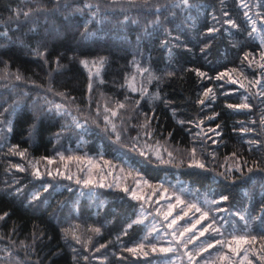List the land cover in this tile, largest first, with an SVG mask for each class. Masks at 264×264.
Listing matches in <instances>:
<instances>
[{
	"label": "trees",
	"instance_id": "trees-1",
	"mask_svg": "<svg viewBox=\"0 0 264 264\" xmlns=\"http://www.w3.org/2000/svg\"><path fill=\"white\" fill-rule=\"evenodd\" d=\"M254 1H256V4H264V0ZM22 2L23 0H0V18L7 19L9 14L7 6L9 3L15 7L18 3L22 4ZM195 2L197 6L189 16L182 14L180 11L176 12L173 18L175 22L166 25L167 27L177 25L178 17L180 24L184 22L187 27H190L189 37L186 34L180 35L182 36V42L187 44L191 51L184 47H172V51L169 53L166 47L160 45V41L166 38L161 30L152 31L149 35L138 29L136 34V29L131 26H125L126 28L115 26L113 29L111 24H105L102 32L106 35L103 38L101 33H93V35L98 36L93 37L92 35L88 39H83L81 33L84 31L83 26L85 24H87L89 32L92 33L95 30L93 25L95 22H91L90 17L68 12L49 18L47 27L55 33V35L52 34V38L48 42L49 47L54 54L64 53L61 61L64 67L53 74V85L56 91H67L77 98L76 103H81L87 93L89 75L87 68L79 61L87 59L91 66L93 60L104 57L105 62L103 67L100 68L99 78L95 79L96 83L93 86V107L87 110L91 112L92 117H95V102L97 100L103 105L105 99H123L125 89H121L119 85L124 82L125 74L133 71L130 64L133 56L141 61L143 66L151 68L156 74L164 71H175V76L166 78L159 86L161 95L168 103L165 104L162 101H156L154 104L144 103L141 105V111L150 113L151 109L155 107L159 117V128L174 129L176 134L183 132L185 138L191 144L194 131L188 130L194 127L196 119L205 118L207 120L208 116L217 112L220 115L215 119L214 124L208 123V125L210 127H214L216 123L222 125L223 140L227 147L221 144L216 149H210V146H208L209 151L216 152V159L213 161L206 156L207 168L182 166L177 171V176L168 169L161 167H143L134 164L132 168L152 184H157L169 176L213 198L218 199L220 194L228 195L230 201L224 204L223 207H231V213L227 212L224 218L236 224L238 230H243L245 222L235 215L237 211L246 212L250 217L264 215L261 212V205L264 204V172L254 170L252 173H248L245 169L243 175L235 173L228 179L217 175V173L224 171L221 165L225 164L224 157L232 150L233 146L239 147L244 157L249 160L250 165L253 159H258L261 155H264V153L256 150L254 146H250L247 143L248 139L242 133L233 132L232 130L234 127H240L241 122L245 124L250 120L259 121L257 118L260 117V102L258 99H253L255 107L250 115L228 109L226 104L239 103L240 96L235 94L223 95L221 91L215 88V80H199L194 73L185 72L184 69L200 67L203 71L208 72L210 76H215L217 71H223L225 68L238 65L243 51L256 50L258 43L249 41L243 31L246 26L242 24L243 16L238 8L237 0H195ZM221 8L232 14V18L240 23L241 30L229 29L228 26H224L221 32L216 34L211 46L202 53L200 51L202 37H199V34L204 31L206 26L214 23L211 19L213 12L218 17L221 15ZM257 10L264 11V9ZM66 16L67 19H65ZM41 24L44 25L43 19H41ZM216 26L220 27V25ZM7 27L9 36L13 40L23 39L26 44L30 42L33 46L37 43L38 36L44 33V27L40 29L38 34L28 32L23 20L19 24L11 22ZM4 28L5 25H0V32ZM98 28L97 26V31ZM114 30L119 31L114 33ZM119 32H122L120 33L121 37H124L126 43L120 39ZM178 33L179 30L176 34ZM138 37H140L139 40ZM236 41L246 45V48L233 47V43ZM129 44L134 46L133 50L128 46ZM0 45H3L0 46V60H8L13 71L19 68L26 77H31L37 83L47 84V72L50 68H55L54 64L45 65L44 61L32 55L26 46L20 44L9 45L2 36H0ZM51 59L50 56L49 60ZM248 73L251 74L250 69H246V74L248 75ZM101 80L103 83H101ZM0 83L4 82L0 81ZM207 86L214 87L218 102H214L215 104L208 103L204 110L195 101L202 94L203 88ZM22 87L32 95L37 92L41 95L45 94L43 89L35 88L32 85H22ZM149 88L150 91H156L155 83L151 84ZM2 91L3 89H0V92ZM48 98L59 103H66V101L61 100V97L54 96L52 93H48ZM72 111L82 123L84 120L82 113L85 110H82L81 113H77L75 109H72ZM30 117L31 111L28 107L24 106L17 110L12 118L14 132L9 135L10 142L20 143L21 148H27L28 158L33 161L38 160L41 156H53L54 163L48 165L46 161H40L37 167L41 171V176L37 177L32 174L33 169L28 166L27 160L18 156L6 158L3 156V152L7 149L0 151V214L4 211L10 213V217L6 218V221H0V236L4 237V239H0V249L8 245L9 248L17 251V248L21 247L20 241L30 244L34 231L37 235L43 232V239L38 240L36 244L41 264H74V253L72 247H69L71 242L66 243L62 239L60 229L67 226V221H79L80 223L95 224L101 227L102 234L94 237V243H105L107 241H112V243L109 244L107 250L102 249L100 253H95V255L99 257L106 254L109 257L107 264H119L116 257L112 255V252H119L120 250L116 237L124 231L127 223L136 218V203L126 198L122 192L114 190V192L110 190L103 191L98 197V201L96 197L95 200L79 197L81 199L79 200L78 194L65 188L68 184L65 185L63 182L67 179L55 174L56 168L64 172L66 171L64 169L65 164L68 167L73 164L71 162L73 160L61 161L56 153L62 152L67 157L74 156V153L77 152V149L74 148L75 139L72 137L76 134L72 133V128H70V135H68L69 130H67L62 132L59 138L56 137V133L61 131V126L64 123L71 124V117L45 118L40 126L39 135L31 141L28 139L26 132ZM89 121L91 122V119ZM177 121H184V123L179 124ZM189 121H192V123H189ZM90 124L92 126L91 130L96 131L95 124L92 122ZM255 128L257 131L260 130L259 123L255 125ZM252 137L250 138L252 139ZM81 138L89 143L87 145L85 143L83 150L80 151V153L84 152L86 155H97L106 146L101 145L103 137L95 132H87ZM256 138L258 137L256 136ZM249 147H253L251 153L247 151ZM8 159L12 163L24 164L27 171L17 172L13 169L12 173L6 174L7 163L5 161ZM47 169L53 170L52 177L46 174ZM13 174L14 178L19 181L16 187L22 189L20 195H17L5 184V181L11 184ZM46 184H51L52 187L47 192H43L42 186ZM36 191L41 192V200L33 202L30 206L28 198ZM96 201L98 203L95 204ZM74 203H79L80 209L78 212L80 214H76L77 208L74 207ZM94 205L98 207L95 208ZM81 220L83 221L81 222ZM248 227L252 234H258L261 222L258 219H251ZM13 228L16 229L15 234L12 233ZM147 230L144 225H134L132 229H128V235L122 236L121 239L125 244L131 246L142 239ZM9 237L16 243L11 244ZM73 246L78 250L80 249L79 245ZM24 251L30 256V261L35 264L38 259L37 255L31 254L30 248L24 249ZM1 253L2 251H0ZM18 255L22 257L21 250L18 251ZM146 259L144 257L136 259L135 264H146L149 260ZM79 264H85V262L80 260ZM91 264H100V260H93Z\"/></svg>",
	"mask_w": 264,
	"mask_h": 264
},
{
	"label": "snow or ice",
	"instance_id": "snow-or-ice-1",
	"mask_svg": "<svg viewBox=\"0 0 264 264\" xmlns=\"http://www.w3.org/2000/svg\"><path fill=\"white\" fill-rule=\"evenodd\" d=\"M197 5L190 2V0H96V3L82 2L77 3L73 0V3H67V0H23L22 4L18 3L15 7L11 3L8 4V16L7 19L0 18V25H5V28L0 32V36L9 45L20 44L26 46L30 53L40 59H42L45 65L54 64L55 68H50L47 72V84H40L33 80L31 77H26L19 68L15 71L12 70L11 64L8 60H0V151L7 149L3 152V156L6 158L18 156L21 159L27 160L28 166L33 169L32 174L34 176H41L39 170L40 161H46L48 165L54 163L53 156H41L38 160L33 161L29 159V153L27 148H21L20 143H11L9 135L14 132L13 117L17 113L18 109L26 106L31 111L30 122L27 124V137L34 140L39 135L40 126L45 118L54 117H71V124L64 123L61 126V131L56 133V137L59 138L61 133L69 130L70 128L82 129L88 123L89 119L96 125L101 127L99 118L102 115L101 107L103 109V131L110 136H114L115 140L122 144V146L129 148L131 151L138 152L141 157L151 160L154 156L155 160L162 165H173L196 167L200 169L207 168V162L205 157H210L213 161L216 159V152L209 151L207 142L212 141L213 144L220 146L223 144L227 147V144L223 140L222 125L216 123L214 127H209L207 131H204L203 125L204 119H198L195 123V127L199 129L195 134V138L191 147L173 148L169 145V141L172 140L175 130L168 131L165 136L164 132L159 129V117L157 116L156 109L153 107L151 112L141 111V102L147 101L154 104L156 101H162L167 104L168 101L161 95L160 84L164 82L166 78L175 76V71H164L160 74L154 73L151 68L142 65L141 61L137 60L135 56L130 61L133 68L131 73H126L124 76V82L119 85L121 89H126L123 99L109 98L105 99L101 106L100 101L95 102V117H92L91 112L87 111L93 107V73L91 69L89 71V78L87 83V93L85 99L81 103H76V97L71 95L67 91H56L53 85V74L58 72L64 67L62 64L63 52L53 53L49 47V40L52 38V31L47 27V21L49 18L56 16L59 13H68L71 10L72 13L84 12L88 10V15L97 23L103 24L105 21L114 22L116 26L122 27L129 22L132 24H142L144 33L151 34L152 31L162 30L165 35V39L160 41V45L168 47L169 53L172 51V47H184L188 51V45L182 42V36L180 34H173V31L166 25L169 22V16H175L174 9L188 10ZM257 9H264V4L255 5ZM238 8L242 10V16L246 27L243 31L249 41L259 40V45L256 46V50H244L242 56L239 58V64L225 68L223 71H217L215 76H210L208 72L203 71L200 67H192L184 69L185 72H192L199 80H215L223 81L225 83L239 84L240 88H243L247 95L243 97V102L237 104H226V108L232 110H249L254 109V105L249 102L252 99H258L260 102V118L259 121H250L252 125L259 123L260 130L257 131L255 127H249L241 122V126L234 127L233 132H239L242 134L255 133L258 137L256 139H249L247 143L250 146H254L256 150L264 153V11L257 10L254 15L252 12L253 5H250L247 0H239ZM135 11L136 15H129L130 12ZM122 17V18H121ZM68 17L66 16L65 19ZM41 19L44 20V25L41 24ZM211 19L214 22L210 26H206L204 31L199 34L201 39L200 51L203 53L208 49L215 39L216 34L221 32L224 26H228L229 29L241 30L240 23L232 18V14L221 8V15L218 17L213 12ZM23 20L24 25L27 27L30 33H40V29L44 27L43 35H39L37 43L33 46L30 42L25 43L23 39L13 40L9 36V29L7 25L11 22L20 23ZM216 25H220L217 27ZM84 31L81 33L83 39H88L93 33L88 31L87 24L84 26ZM183 26L181 25V28ZM138 40L140 37L137 38ZM3 46V45H0ZM233 47L246 48V45L241 44L239 41L233 43ZM52 57L49 60V57ZM84 67L90 68L89 61L87 59H81L79 61ZM105 62L104 57H100L97 60L91 62V68H96L95 75L99 77V69L103 67ZM246 69L253 70L252 78L246 74ZM101 83L103 81L101 80ZM155 83L156 91H150L149 85ZM22 85H32L35 88L43 89L44 95L37 92L32 95ZM223 87V84H221ZM48 93H52L54 96L61 97L62 101L66 103L56 102L54 99L48 98ZM136 94L135 96L132 94ZM6 97V98H5ZM216 91L214 87L207 86L203 88L202 94H200L195 101L198 105L204 106L206 101H215ZM72 109H75L77 113L83 111L84 123H81L77 115L73 114ZM174 115V111H173ZM220 114L217 112L208 116V120H215ZM120 121V125L116 121ZM179 124H183L184 121H177ZM192 123V121H189ZM129 129L137 130L135 136H128V142L125 144L124 140L129 132ZM141 133L154 141L153 144L145 142L143 146L139 144V138ZM209 133L213 135L210 136ZM159 135L163 139H156ZM213 137L219 138L214 139ZM196 138L199 140V148L196 144ZM249 153L253 151V147L247 149ZM56 156L61 161L65 160H77L80 157L67 156L62 152H57ZM225 164L221 165L224 171L218 172L217 175L223 176L225 179L230 178L235 173L244 174L245 169L248 173H252L254 170L264 172V155H261L258 159H253L251 165L249 160L244 157L239 147L233 146L232 150L224 157ZM231 163H228V162ZM7 167L5 173L10 174L15 169L17 172H25L27 168L21 163H12L10 159L5 161ZM91 163V162H89ZM109 163V162H106ZM66 171L61 172L59 168L55 169L56 176H62L64 179L73 180L74 175L67 170V164L64 165ZM121 171H124L121 169ZM91 168L89 169V175L84 178L75 176L76 184H83L85 187L90 185H98L104 187L103 179L94 181L91 176ZM46 174L50 177L53 176V170L47 169ZM128 175H132L131 172ZM144 185H148V181H142ZM7 187L11 188L17 194L22 189L16 187L19 181L14 178L11 184L5 181ZM135 184L139 186L141 180H136ZM111 186V185H109ZM117 187L120 185L117 184ZM43 192H47L51 184L43 185ZM163 193H167V189L160 186ZM160 189L152 188L151 196L138 193L136 188H129L125 186L123 191L130 193L133 199L142 200L144 203H149L151 197L158 194ZM183 194V190H181ZM177 195L175 193L172 196L161 195L162 199H167V210L161 213L157 208L155 211L157 214H162L165 221H169L167 227L172 229L170 235L172 239L169 241L168 246H160L157 243L152 242V233L158 232L155 224H152L148 228L145 235L138 242L133 243L131 246L125 244L121 237L128 235V229H132L134 225L144 224L147 219V215L144 212L143 205H141V211L137 215L136 219L127 223L124 231L116 237V241L119 242V252H112V255L116 257L119 264H135V260L141 257L148 258L152 254H164V258L157 261V264H175V260L172 259L169 254L176 256V259L183 260L186 257L187 264H264V215L257 217H250L246 212L237 211L236 216L240 220L244 221L243 230L238 231L236 225L227 221L223 216L220 217L218 222L216 213H231V207H223L224 204L229 203L230 197L228 195L220 194L218 199L205 195L202 200H188L183 199V195ZM174 197V203L172 199ZM29 199V205L33 202H39L41 200V192H33ZM158 203V201H157ZM183 206V207H179ZM179 207V211L173 215L174 209ZM78 212L79 209L77 208ZM189 212L198 213V216L189 217ZM261 212L264 213V204L261 205ZM10 217L8 211H4L0 214V221H6V218ZM171 217V219H169ZM185 217H188L185 220ZM251 219H258L261 222V228L258 234H252L249 231V221ZM178 221H184L182 225L177 226ZM67 226L60 229L62 233V239L69 243V247H72L73 262L79 264L80 260H83L85 264H91L92 260H100V264H107L108 255L102 254L97 257L95 253H100L101 250H107L112 241L105 243H94V237L102 234V229L95 224L80 223L79 221H67ZM199 226V227H197ZM16 229H12V233L15 234ZM208 234V235H206ZM168 235V233H165ZM44 233L40 232L39 235L34 231L32 234V241L30 244H25L24 241H20V246L31 249V254L37 255L38 259L35 264H41L39 260V253L36 248L38 240H42ZM204 237V239H200ZM158 238V237H157ZM0 239H4L0 236ZM11 244H15L9 237ZM193 245L189 249V245ZM73 245H79L78 250ZM184 251L181 253L180 250ZM209 250H213L210 252ZM4 252V257H0V264H28V253H25L26 258H20L18 251H14L5 245L4 249H0ZM87 253V254H84ZM127 255H124V254ZM179 253V255H177ZM204 253H208L205 256ZM7 257V259H5Z\"/></svg>",
	"mask_w": 264,
	"mask_h": 264
},
{
	"label": "rangeland",
	"instance_id": "rangeland-1",
	"mask_svg": "<svg viewBox=\"0 0 264 264\" xmlns=\"http://www.w3.org/2000/svg\"><path fill=\"white\" fill-rule=\"evenodd\" d=\"M68 1H70L69 4L73 3V0H67V3H68ZM86 1L87 2H91V3H96V0H76L77 3H82V2H86ZM237 1L239 2V0H237ZM62 2H63V0H62ZM104 2H106V0H104ZM161 2H163V0H161ZM190 2H192L193 4L196 5L195 0H190ZM247 2L250 5H253L252 12L250 14L254 15V13L257 11V8L255 7V5H257L256 1L247 0ZM194 8L195 7H192L191 9H188V10L174 9V11L175 12H179L180 11L182 14H185V15L189 16V14H191L192 11L195 10ZM69 12H71V10H69ZM61 14H64V13H59L57 15H61ZM74 14H77V15L81 14V15H85V16L90 17L88 15V10L87 9L84 12H82V13L81 12H76ZM241 14H242V10H241ZM129 15L135 16L136 13H135V11H132V12L129 13ZM173 18H174V16H169V22L167 24L175 22L174 21L175 19H173ZM89 19L92 20L91 17ZM90 20H88V22H90ZM178 21H180V20H178V17H177V25H170V26H168V28L173 31L174 35H176V32L179 30L178 34H186L189 37L188 32L190 33V31H189L190 27H187L186 24H184V22H182V24H180ZM242 21H243L242 24L245 25L244 18L242 19ZM91 22H95V21L92 20ZM91 22H90V24H91ZM105 24H107V25L111 24V27L113 29L116 26L114 22L110 23L109 21H105L103 24L95 22L93 24L95 26V30H93L92 33H97V34L101 33V37L103 38L104 35H106L104 32H102L103 31V27H104ZM181 25L183 26L182 28H181ZM97 26L99 27L98 31H97ZM125 26H131V27L135 28L136 29V34L138 33V31H137L138 29H141V31H143L142 24H132V23L129 22L127 25L122 26V28H126ZM117 28H119V27L117 26ZM117 31H119V30H114L113 32L115 33ZM120 33H122V32H119L120 39H122V41H124V43H126L125 42L126 40L124 39V37H121ZM52 34L55 35L53 30H52ZM94 36H98V35L94 34L93 37ZM254 41L257 42L258 45H259L260 41L258 39L254 40ZM128 46L131 47V50L134 49L133 45L129 44ZM166 49H168V47H166ZM90 69H91V72L93 73L92 81H93V86H94V84L96 83L95 79H97V76L95 75L97 69L96 68H91V66H90V68H87L88 75H89ZM99 71H100V69H99ZM250 71H251V74L248 73V76H249V78H252L253 70L250 69ZM221 84H223V87H221ZM148 87H151V85H149ZM215 88H217L219 91H221L223 95H225V94L226 95L235 94V95L240 96L239 103L243 102V97L245 95H247L245 90L243 88H240L239 84H231V83H225L223 81H216L215 82ZM125 91H126V89H125ZM132 95L135 96L136 94L133 93ZM214 102L215 103L218 102L217 99H215V101H206V104L204 106H202V107L205 110L208 103L213 104ZM249 102H251L252 104L254 103L253 99L250 100ZM144 103H148V102L147 101H142L141 105H143ZM101 110H102V115H103L102 107H101ZM235 111L243 112V113H246L247 115H250V113H251V111H249V110H235ZM102 115L99 118V122H100L101 127L98 128L95 125L94 128H95L96 131H92L91 130L92 126L90 124L91 123L90 121H89L90 123L88 122L85 125V127L82 128V129H74V128H72L73 129L72 133L76 134L75 136H72L73 139H75V147L74 148L77 149V152L74 153V157H80L81 159L79 161H77V160L71 161V162H73V164H71L68 167L67 170H69L74 175V179L73 180H65L63 183L65 185L68 184L67 186H65V188H67L69 191H72V192H75L76 194H78L77 197H78L79 200H81L80 198H82V197H86V198L95 200V197H96L97 201H98V197H100V194L103 191H105V190H110V191L114 190V191L122 192L126 196V198H129L131 201L136 203V207H137V209H136V217L141 211V205H143V209H144L145 214L147 215V219L144 221V224H141V225H144L147 229L150 228L152 226V224L156 225V228L158 229V232H153L152 233V237H151L152 242L153 243H157L160 246L167 247L169 241L172 239V237L170 235L172 229H169L167 227V224H168L169 221H165L164 218H163V215L162 214H157V212L155 211V209H157V208L160 209L161 213H163L164 211L167 210V204H168L169 201L167 199H162L161 195L172 196L173 193H175L177 195H181L182 194L181 190H183V194H182L183 195V199L188 201V200H197V199L198 200H202L203 197L205 196V194H204V192H198L197 190L191 188L189 185L184 184L183 182H180L178 180H174V179H172L169 176H167L163 181L158 182L157 184L148 183V185H144L142 183V181H144L145 179L142 178V176L134 168H132V166H134V164H138V166H143V167L152 166V167L166 168L170 172H172L175 176H177V171L182 166L162 165V164H159L155 160L154 156L151 158V160H149V159H146L145 157H141L138 154V152L131 151L129 148L122 146L121 143H119V142H117L115 140L114 136H110L108 133H106V132H104L102 130L103 129ZM249 118H251V117H249ZM259 118H257V119H259ZM203 119H204L205 123H204V125L202 127H203L204 131H207V129L210 127L208 125V123L209 124H214L213 122L215 120L209 121L208 119L207 120H205V118H203ZM197 120H198V118L196 119V121ZM196 121H195V123H196ZM250 121H252V120H250ZM250 121L245 123V125H247L249 127H255L256 124L252 125L250 123ZM82 123H84V120H83ZM116 123L118 124V126L120 125V121L119 120H117ZM191 128L192 129H189L188 131H194V135L192 136L193 138L191 137V142H193V140L195 138V134L198 131H200V130L197 129L195 127V125H194V127H191ZM70 130L71 129H69L68 135H70ZM160 130L163 131L165 136H166L167 132L168 131H172L173 129L161 128ZM87 132H89V133L95 132L98 135H100L101 137H103L101 145L104 144L106 146L104 147V149L102 148L101 151H99V153L97 155L90 156V155H86V153H84V152L80 153V151L83 150L82 149L83 145L85 143H86V145L89 144L88 142H85L84 138H81ZM136 134H137V130L129 129V132L127 133V135L125 137L124 143L126 144L128 142V140H127L128 136H135ZM253 134L254 133H248V134H242V135L246 139L249 140V139H251L250 137H252ZM209 135L212 136L213 134L209 133ZM185 137L186 136H184L183 132L182 133H178V134L174 133V136H173L172 140L169 141V145L171 147H173V148H181V149H183L185 147H189V146L191 147L192 144L189 143ZM213 138L214 139H218L216 137H213ZM255 138H256V135H254L252 137V139H255ZM156 139H161V142L163 143V139L159 135H157ZM145 142H147L148 144H153L154 143V141L152 139H149V138L145 137L141 133L140 138H139L140 146H143L145 144ZM196 144L198 145V148H199V140H198V138H196ZM207 145L210 146V149L211 148L216 149V147H217V145L213 144L211 140H209L207 142ZM89 162H91V163H89ZM106 162H109V163H106ZM183 166L188 167L186 164L183 165ZM90 168H91V173L90 174H91V176H92L94 181H98V180H100L101 177H104V179H103V183L105 185L104 187H100V186L95 185V184L94 185H90L89 187H85L83 184H79L78 185V184L75 183V176H80L81 178L86 177L87 175H89V169ZM121 169H123L124 171H121ZM129 172H131L132 175H128ZM136 180H141V184L139 186H137L135 184ZM117 184H119L120 186L117 187L116 186ZM109 185H111V186H109ZM161 185H163V188H166L168 190L166 194H164L163 190L160 189ZM125 186H127L129 188H136L138 193L144 194V195H149V196H151L152 188L160 189V191L158 192L157 195L151 197V201L149 203H144V201H142V200L133 199L130 193L124 192L123 188ZM20 194H21V192L19 194H17V195H20ZM97 201L95 202V204L98 203ZM157 201H158V203H157ZM172 202L173 203L175 202L174 201V197L172 199ZM94 206H95V208L98 207L96 205H94ZM74 207L80 209L79 203H76L74 205ZM179 207H183V206H179ZM179 207L174 209L173 215H175L176 212L179 211ZM226 213L227 212L216 213L218 222L220 220V217L221 216L224 217V215H226ZM76 214H80V212H77ZM198 215H199L198 213L189 212V217H194V216H198ZM169 219H171V217ZM187 219H188V217H185V220H187ZM183 223H184V221H178L177 226H174V227H178L179 225H182ZM232 224H234V223H232ZM234 225H236V224H234ZM197 227H199V226H197ZM236 228L238 230V226L237 225H236ZM238 231H240V230H238ZM165 233H168V235H165ZM206 235H208V234H206ZM200 239H204V237H201ZM192 247H193V245L190 244L189 245V249H191ZM24 249L25 248H23V247L17 248V251L21 250L22 257L19 256L20 258H26ZM183 251H184L183 249L180 250L181 253ZM209 251L212 252L213 250H209ZM177 255H179V253ZM204 255L208 256V253H204ZM169 256L172 259L175 260V264H187L186 257L183 258V260H180V259H176V256H172V254H169ZM0 257H4V252L3 251L0 254ZM163 258H164V254H158V253L157 254H152L151 256H149L146 259V260L149 259L146 264H157V261L160 260V259H163ZM5 259H7V257H5ZM12 264H14V261L12 262ZM28 264H33L30 261V256L28 258Z\"/></svg>",
	"mask_w": 264,
	"mask_h": 264
},
{
	"label": "bare ground",
	"instance_id": "bare-ground-1",
	"mask_svg": "<svg viewBox=\"0 0 264 264\" xmlns=\"http://www.w3.org/2000/svg\"><path fill=\"white\" fill-rule=\"evenodd\" d=\"M75 204V203H74ZM69 213V212H68ZM73 214V213H72ZM83 220H81V222H82Z\"/></svg>",
	"mask_w": 264,
	"mask_h": 264
}]
</instances>
